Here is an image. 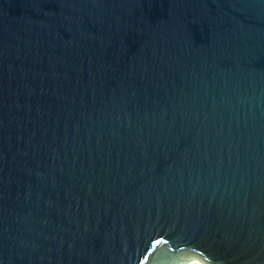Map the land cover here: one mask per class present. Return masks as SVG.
<instances>
[{
  "label": "water",
  "instance_id": "1",
  "mask_svg": "<svg viewBox=\"0 0 264 264\" xmlns=\"http://www.w3.org/2000/svg\"><path fill=\"white\" fill-rule=\"evenodd\" d=\"M0 264H264V0H0Z\"/></svg>",
  "mask_w": 264,
  "mask_h": 264
}]
</instances>
